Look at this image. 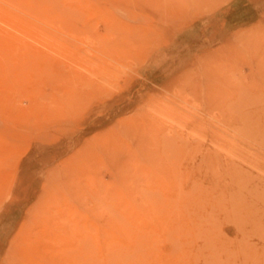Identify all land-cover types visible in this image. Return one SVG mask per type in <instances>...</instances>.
Masks as SVG:
<instances>
[{
  "label": "rangeland",
  "instance_id": "rangeland-1",
  "mask_svg": "<svg viewBox=\"0 0 264 264\" xmlns=\"http://www.w3.org/2000/svg\"><path fill=\"white\" fill-rule=\"evenodd\" d=\"M0 46V264H264V0H9Z\"/></svg>",
  "mask_w": 264,
  "mask_h": 264
},
{
  "label": "bare ground",
  "instance_id": "bare-ground-1",
  "mask_svg": "<svg viewBox=\"0 0 264 264\" xmlns=\"http://www.w3.org/2000/svg\"><path fill=\"white\" fill-rule=\"evenodd\" d=\"M7 1H9V0H0V2H2V3H6ZM17 1V3L19 4V5H21L22 4V0H16ZM21 8V7H20ZM19 9V8H18ZM4 38V37H3ZM1 47V46H0ZM1 49V48H0ZM4 57V56H3Z\"/></svg>",
  "mask_w": 264,
  "mask_h": 264
},
{
  "label": "crops",
  "instance_id": "crops-1",
  "mask_svg": "<svg viewBox=\"0 0 264 264\" xmlns=\"http://www.w3.org/2000/svg\"><path fill=\"white\" fill-rule=\"evenodd\" d=\"M184 38H186V37L183 36L182 40H183ZM186 39H188V41H187V42H188V43H187L188 47H191L193 44H192V42L189 41L190 38L187 37ZM183 42H184V41H183ZM188 50H189V49H188Z\"/></svg>",
  "mask_w": 264,
  "mask_h": 264
}]
</instances>
